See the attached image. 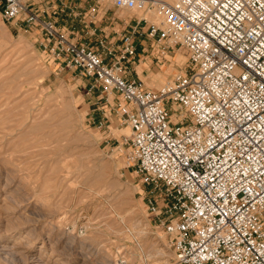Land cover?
I'll return each instance as SVG.
<instances>
[{
    "label": "built area",
    "instance_id": "2783aa9c",
    "mask_svg": "<svg viewBox=\"0 0 264 264\" xmlns=\"http://www.w3.org/2000/svg\"><path fill=\"white\" fill-rule=\"evenodd\" d=\"M98 4L81 12L76 0H0V16L39 31L60 70L92 80L98 127L112 113L129 127L120 145L177 264H264V0H112L153 7L159 21L136 18L90 45ZM142 35L158 62L176 48L187 54L184 71L158 88L128 70Z\"/></svg>",
    "mask_w": 264,
    "mask_h": 264
},
{
    "label": "rangeland",
    "instance_id": "374dc122",
    "mask_svg": "<svg viewBox=\"0 0 264 264\" xmlns=\"http://www.w3.org/2000/svg\"><path fill=\"white\" fill-rule=\"evenodd\" d=\"M95 1L96 21L106 10L158 22L153 7L89 4ZM38 34L0 16V264H177L168 237L152 224L144 186L120 145L129 127L114 113L108 126L89 120L80 87L87 78L73 68L60 70L38 46ZM147 49L128 66L132 78L135 66L138 78L158 88L184 71L183 48L159 62ZM135 219L142 236L131 225Z\"/></svg>",
    "mask_w": 264,
    "mask_h": 264
},
{
    "label": "crops",
    "instance_id": "0c3cea01",
    "mask_svg": "<svg viewBox=\"0 0 264 264\" xmlns=\"http://www.w3.org/2000/svg\"><path fill=\"white\" fill-rule=\"evenodd\" d=\"M76 3L78 5V10H80L81 12L86 10L90 5L88 0H76ZM136 18H139V17L134 16V17H131L129 19L119 18V17H116L114 13L108 12L106 14V11H104L102 13L100 19H98L97 21L94 20L93 26H95V28H96V32H95L96 35L90 36L87 39H85L84 41L91 45L94 43V40L98 34H104V35H107L108 37L109 36L117 37L122 32L129 30L130 26H132L135 23ZM73 24H74V28L76 30H78L80 35L82 32L81 37H84L85 35L83 34L82 25L79 24L78 22H73ZM145 27H147V25H145ZM136 42L138 44L137 53H138V56L141 58L142 56H144L143 54L146 53L145 50H147V48L149 47V40L144 35H142L140 37H138V36L136 37ZM149 55L153 56V54H150V53H149ZM140 58L138 59V61H140ZM138 61H136V62H138ZM131 68L135 69V74L137 77H139V74L136 70V67L131 66ZM130 76H132L131 73H130ZM90 83L91 82L89 81V79H85L82 81V84H80L81 90L83 92L82 93V101L84 103L88 104L87 114L89 113L88 111L91 112L89 120L91 122H97L101 117L102 108H101L100 103L98 101L99 95H97L96 97L92 96V94L95 93L94 89H97V88H91ZM91 105L93 106V108L90 107ZM94 105H96V106H94ZM95 111H97V112H95ZM112 122L113 121H111V123Z\"/></svg>",
    "mask_w": 264,
    "mask_h": 264
},
{
    "label": "bare ground",
    "instance_id": "6f19581e",
    "mask_svg": "<svg viewBox=\"0 0 264 264\" xmlns=\"http://www.w3.org/2000/svg\"><path fill=\"white\" fill-rule=\"evenodd\" d=\"M154 15H155L156 19L159 21V17L157 16L156 12L154 13ZM176 61H177V62H181V61H183V60H181V56H177V57H176ZM160 70H161V69H160ZM162 70H163V69H162ZM165 71H166V70H165ZM161 73H162V72H161ZM147 83H148V82H147ZM127 133H128V131H127ZM52 214H53V212H52ZM131 225H132V227H133V229H134V231H135V233H136L137 235L142 236V235L144 234V229L141 228L139 221H137V220L135 219V220L131 221ZM148 237H149V236H148ZM8 248H9V247H8ZM151 250H153V248H151ZM157 251H159L158 248L156 249V252H157ZM150 252H152V251H150Z\"/></svg>",
    "mask_w": 264,
    "mask_h": 264
}]
</instances>
